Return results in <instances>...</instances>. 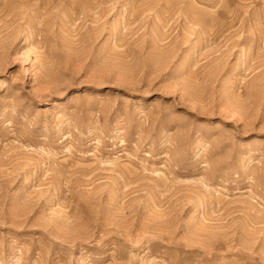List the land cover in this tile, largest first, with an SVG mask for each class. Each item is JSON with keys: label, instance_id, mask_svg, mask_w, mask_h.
<instances>
[{"label": "rangeland", "instance_id": "obj_1", "mask_svg": "<svg viewBox=\"0 0 264 264\" xmlns=\"http://www.w3.org/2000/svg\"><path fill=\"white\" fill-rule=\"evenodd\" d=\"M0 264H264V0H0Z\"/></svg>", "mask_w": 264, "mask_h": 264}]
</instances>
